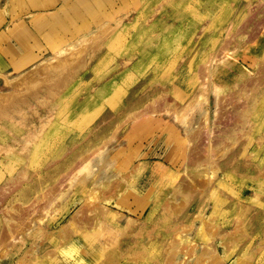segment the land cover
<instances>
[{"label": "rangeland", "instance_id": "1", "mask_svg": "<svg viewBox=\"0 0 264 264\" xmlns=\"http://www.w3.org/2000/svg\"><path fill=\"white\" fill-rule=\"evenodd\" d=\"M42 4L51 0H0V32L24 14L54 8ZM130 4L89 0V7L68 15L71 29L37 30L29 48L3 59L1 70L14 71L0 70V96L14 90L9 82L43 63L68 55L85 62L68 74L61 68L66 83L60 90L0 112V236L8 222L16 227L12 218L20 210L50 211L0 248V264H64L67 256L58 249L65 237L77 236L86 242L77 244V250L87 249L77 253L81 264H109L114 254L110 264H175L179 255L182 264H264V83L245 87L264 73V0ZM253 89L236 138L208 165L189 166V135L205 119L211 132L218 131V117L230 113L234 95L241 93V108ZM205 137L198 148L208 146ZM147 140L166 150L169 168L154 175L157 198L145 206L142 223H106L105 240L97 235L99 224L70 228L72 216L93 205L90 200L104 194L115 200L103 189L145 161L133 149ZM193 171H204L206 181L193 194L180 193L178 177ZM54 188L47 207L43 198Z\"/></svg>", "mask_w": 264, "mask_h": 264}, {"label": "bare ground", "instance_id": "2", "mask_svg": "<svg viewBox=\"0 0 264 264\" xmlns=\"http://www.w3.org/2000/svg\"><path fill=\"white\" fill-rule=\"evenodd\" d=\"M88 1L89 0H51L50 6L54 7L53 10H50L44 13H39L37 15H32L31 13L27 15L25 19H22L20 21H14L10 25L8 24V26L0 32V43L5 42V44H3L2 46L1 54L3 51H4L3 53H5L4 55H8V54L16 53L18 51L26 50L27 48H29L30 46L29 43L31 41L33 40L36 41L37 35H35L34 33L37 30L44 31V33H47V31H50V30L52 31L57 27H63L65 31H68L69 29H71V27L66 22L68 15H71L73 13V10L75 11L79 10L81 6L84 9L86 5L88 6ZM103 2H105L106 4L107 0H103ZM71 4L74 7L67 8V6ZM50 6L43 5L42 7L46 9V8H49ZM69 10H72V12H69ZM37 11H41V10H37ZM28 20L32 23L28 22ZM45 21H48V24L43 23ZM40 24L42 25L40 26ZM40 54L41 55L44 54V51L41 50ZM68 57L69 55L65 57V59L63 60L57 59L58 62L55 61L56 63L53 62V64L50 62L51 65L48 64L49 62L47 64L43 63L39 65L38 67H36L35 69L22 74L21 75L22 77L20 76L21 79H19L20 78L19 77L18 78L19 80L16 79V82H9V86L13 88L14 90L10 93L0 96V112L2 113L4 111H8L11 107L21 105L25 102L29 103V101L33 100L35 96L41 93L53 94L54 93L53 91L60 90L62 86L66 83V79H65L66 73L63 70H61V68L65 65L64 68L67 69V74H68L72 72L73 69L80 62L84 61V59L79 58V56L76 58L73 57L75 59L73 58L71 59L70 57L69 58ZM4 62L5 61H3L2 59L0 60V69L2 68V66H4L3 64ZM250 82H251L250 84L246 83L245 87H250L254 85L255 83L261 84L263 86L264 73L262 74V76H260V78L254 81H250ZM257 86L258 85H256V87ZM256 91L257 89H253L252 94L250 96L244 97L245 98V101L243 103L244 105L241 108H239L240 107L239 100H240L241 93L237 92L234 95L233 100H232L233 102L230 100L229 102H232V103L227 104L233 107L231 108V111H229L230 113L227 111V113L229 114L224 115V112H221L223 113V117H218L219 118V125L217 126L219 127L218 131L211 132L209 123L206 124L208 120L205 119L204 125L202 126V128H200L198 131H195L194 133L189 135L190 138L188 139L194 142V145H192L193 149L191 153H189V155L187 156L189 166L195 167L197 165H201L202 163H199V162H205V164L207 162L206 165H208V162L210 159L214 160V157L216 158V156L220 154L219 152L221 151L220 149L223 144L227 143L228 141H232L236 138V133L239 131L237 130L238 128H236L238 127L237 126L238 122L244 119V117L246 116L245 112L248 110V108L252 106L253 104L252 98L255 95ZM155 105L157 106L158 104L156 103ZM162 105H163V100H162ZM145 112L147 111L145 110ZM223 119L227 120V123L230 122V124L228 123L225 125V122H223ZM222 123H224L223 126H222ZM215 129L217 130V128ZM204 136H206L205 138H207L208 140L207 144H205L208 146L203 147V149L205 150L200 149L196 146L198 144L199 139L201 137L204 138ZM225 146L227 145L225 144ZM158 149L159 148H157V146L155 147L153 143L149 140H147L146 144L142 142L136 148H134L133 149L134 153L136 152L137 155H139V157H144L145 161L140 162L138 166L132 170V173L130 176L126 175V177L120 178L114 183H112L110 186L107 187V189H103L106 192V194L109 193L110 194L109 196H112V199H115V200L106 201L105 198L107 195L105 194L101 195L100 198L97 200H90L94 202V203H91L93 205L84 206V209L82 211H79L74 216H72L70 223H69L71 225L70 228H73L75 230L85 229V228H89V226L91 225L97 226L99 224V232L97 233V235H100L101 238L105 240L106 237L104 236L102 237L101 229L104 227V224L106 223H108V225L111 227H116V226L121 227L120 225H125V224L132 227L134 225L141 224L142 220L145 218V215H146L145 206L149 205L150 203H153V201H155L157 198L156 192H158V190L156 189V187L154 188V182H153L154 175L159 173L160 171L167 170L169 168V166L166 165L167 163L166 160L168 159L166 150H164L163 152L162 148L161 150H158ZM202 172L193 171V172L186 174L187 177H178L176 182H177V187L179 191H181L180 193L183 192L182 194H186V193L193 194L192 193L193 191H195L199 186L201 187L202 181L204 180L203 179L204 171ZM205 174H206L205 176H207V173ZM215 177L213 178L215 179ZM207 178L210 179V176H207ZM56 192H57V189L54 188V190L47 195L48 198H46V196L43 198L45 199L44 204H47V207H50L51 203H53V198L56 196L55 194ZM122 192L126 194V196L123 195ZM35 207L36 206H33L32 211L29 210L31 213L29 211H28L29 213H26L27 212L26 210H24L26 212L21 211V210L18 211V216H16L17 218H12V221H15L13 223L16 227H13V225H11L12 223L8 222L6 233H4L5 231L3 230V233L1 232L2 234L0 236V248L2 249V250L0 249L1 252L3 251V248H5V246L7 248L8 243L11 244L10 242L12 240L14 241L13 238L15 237L17 238V235L19 234L21 229L26 230L29 228L30 230V228H32L33 225L37 223L38 217H40L41 214L42 215L45 214L47 216L50 213V211L47 210L45 206L41 208H38V207L35 208ZM84 210H88V212L84 214L83 213ZM170 210L177 211L173 209L172 206H170ZM88 238L91 239L92 242L96 241L94 239L95 238L94 236L93 237L89 236ZM85 243H82V239L78 238V236L76 238L74 237L70 239L65 237L63 246L61 245L62 247L58 249V251H60L61 253L67 256V258H65L64 264H68V263L81 264L82 262L80 263L78 261L76 262V256H78L77 253H81V252L83 253V251L85 253L87 249L79 251L77 250V248H78V245L85 244ZM95 245L100 248L102 247L101 243L97 244L96 242ZM114 255L109 257L108 259L109 264L111 263V261H115L117 259V257ZM51 258L50 260L53 263L54 260H52ZM179 258H180V255L177 256L176 259H174V261L176 262L175 264H182L181 263L182 260L180 262ZM183 264H186V262L184 261Z\"/></svg>", "mask_w": 264, "mask_h": 264}, {"label": "crops", "instance_id": "3", "mask_svg": "<svg viewBox=\"0 0 264 264\" xmlns=\"http://www.w3.org/2000/svg\"><path fill=\"white\" fill-rule=\"evenodd\" d=\"M126 1H127V3H128L129 5H131V4H130V1H131V0H126ZM122 2H123V0H122ZM25 15H26V14H24V15L22 16V19L25 18ZM97 23H98V22H97ZM93 25H94V24H93ZM93 25H92V26H93ZM92 26H91V30H92V29H95V28L97 27L96 25H94L93 27H92ZM13 43H15V42H13ZM32 44H33V43H32ZM34 45H35V44H34ZM32 49H33V51H36V46H33V45H32ZM3 52H4V51H3ZM0 58H1L2 60H3V59L11 60V57H8V56H6V55H4V56H0ZM0 70H1V69H0ZM12 71H14V69H12V68H9V69L6 70V71H5L4 69L1 70V72L4 73V74L10 73V72H12Z\"/></svg>", "mask_w": 264, "mask_h": 264}]
</instances>
